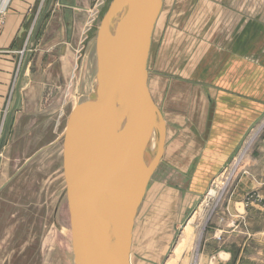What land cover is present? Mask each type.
I'll return each mask as SVG.
<instances>
[{
	"label": "crops",
	"instance_id": "0c3cea01",
	"mask_svg": "<svg viewBox=\"0 0 264 264\" xmlns=\"http://www.w3.org/2000/svg\"><path fill=\"white\" fill-rule=\"evenodd\" d=\"M45 1L0 0V14L4 18L0 28V143ZM95 1L54 0L39 27L23 73L19 107L13 114L0 154V205L1 201L10 199L6 192L17 191L19 184L29 181L32 175L38 182V170L42 176L47 171L45 159L52 160L47 176L61 182L66 189L64 133L68 115L76 105L70 106L62 100L60 90L80 88L76 80L79 49L85 42L87 56L96 46L97 19L93 23L89 21ZM195 3L199 5L194 8L196 13L207 20L203 21L207 25L203 30L210 31L211 15L218 16V30L222 27L226 30L225 22L221 23L222 27L220 22L225 21V16L234 15L233 29L240 32V37L228 44L224 40V44L249 50L234 49L224 54L223 59L214 54L211 63L209 46L222 44L220 41L211 44L208 33L206 39H201L202 68L198 78L203 86L171 88L175 104L170 103L173 110L169 121L180 126L185 122L186 131L185 137L181 133L177 135L176 146H170L168 157L180 174L192 169L191 181L186 187L174 188L159 182L153 188L163 196H177L176 202L161 206L166 208L161 211L165 215L162 221L173 225L182 222L264 111V58L259 62L255 50L250 49L264 46V37L258 38L257 33L264 31V0H196ZM84 39L87 40L83 42ZM23 50L25 53L21 55ZM148 86L154 99L150 79ZM181 98L185 99L184 103ZM179 143L185 145L177 151ZM173 158L185 161L174 162ZM246 173L230 194L223 211L225 214L228 210V216L219 218L217 232L208 231L205 237L208 264H214V260L215 264H255L253 256L257 254L258 242L264 239V203H246L245 194L251 190L264 194V140L256 148ZM191 221L190 217L186 219V229Z\"/></svg>",
	"mask_w": 264,
	"mask_h": 264
},
{
	"label": "rangeland",
	"instance_id": "374dc122",
	"mask_svg": "<svg viewBox=\"0 0 264 264\" xmlns=\"http://www.w3.org/2000/svg\"><path fill=\"white\" fill-rule=\"evenodd\" d=\"M111 1L105 0L100 8L97 26ZM195 2L196 0H165L152 36L148 61L149 79L155 103L167 123L165 144L167 151L164 150L137 212L131 251L132 264L210 263V257L207 258V254L204 253L205 237L208 231L217 232L219 218L228 216V210L225 214L223 211L230 194L241 176L247 174L251 158L264 140L263 111L248 130L237 152L211 178L206 190L184 215L182 222L173 225L162 221L165 215H162L161 211L166 208L161 206L176 202L178 198L156 193L153 191L155 184L161 182L169 187H186L192 177V169L187 174H180L175 167H172L170 163L172 159L168 157L170 146H176L174 141L177 135L181 133L185 137L186 131L185 122L177 126L175 122L173 124L169 121L170 112L173 110L170 103L175 104L171 88L203 86L198 78L202 68L201 39H206L208 33L211 44L216 41L222 44L209 46L211 63L214 54L223 59L224 54L227 55L234 49L249 50V48H235L224 44V40L228 44L234 38L240 37V32L233 29L234 15H227L225 21L220 22V27H222L221 23L225 22L226 30L223 27L217 29L219 26L217 15H211L209 18L210 31L203 30L202 27H207L203 24L207 20L196 13L194 8L199 5ZM257 33L258 38L264 37V31L259 30ZM86 40L84 39L83 42ZM250 49L255 50L259 62L264 58V46ZM79 51L81 55L78 52L76 80L80 88L60 90V98L69 102L67 104L70 106L82 103L90 99L93 93L98 92L96 46L87 56H85L87 53L85 46ZM192 67L197 68L193 71ZM65 89L68 88L65 86ZM180 100L182 103L185 102L184 98ZM199 137L203 136L199 135ZM184 145L185 143L177 144L176 150L179 151ZM173 159L174 162L185 161ZM44 164L48 171V164L51 168L52 160L45 159ZM47 171L44 170L42 176V171L38 170V182L32 175L29 181L19 184L17 191L5 193L10 199L1 201L0 205V264H74L67 188H63L61 182L59 184L52 176L48 177ZM212 189H215V195L210 194ZM245 202L264 203V194L259 190H251L245 194ZM188 217L192 221L186 229L185 222ZM161 251L163 253H159ZM253 257L255 264H264V239L259 240L257 254ZM212 262L215 264L216 260Z\"/></svg>",
	"mask_w": 264,
	"mask_h": 264
},
{
	"label": "water",
	"instance_id": "95a60500",
	"mask_svg": "<svg viewBox=\"0 0 264 264\" xmlns=\"http://www.w3.org/2000/svg\"><path fill=\"white\" fill-rule=\"evenodd\" d=\"M53 3L45 1L36 25L0 154L19 107L20 85L35 36ZM163 5L164 0H112L98 26V92L71 110L63 142L74 264H132L137 212L164 154L167 136L166 120L148 86L152 36ZM157 121L159 150L147 166L144 153Z\"/></svg>",
	"mask_w": 264,
	"mask_h": 264
},
{
	"label": "bare ground",
	"instance_id": "6f19581e",
	"mask_svg": "<svg viewBox=\"0 0 264 264\" xmlns=\"http://www.w3.org/2000/svg\"><path fill=\"white\" fill-rule=\"evenodd\" d=\"M113 30H115V29H113ZM158 125H159V121H157V124L154 126V128L151 132V138H150V140L147 144V147L145 149L144 161H145V164L147 166H149L153 163L155 157L157 156L158 150H159ZM215 193H216L215 189H212L210 192L211 195H215Z\"/></svg>",
	"mask_w": 264,
	"mask_h": 264
},
{
	"label": "built area",
	"instance_id": "2783aa9c",
	"mask_svg": "<svg viewBox=\"0 0 264 264\" xmlns=\"http://www.w3.org/2000/svg\"><path fill=\"white\" fill-rule=\"evenodd\" d=\"M105 3V0H96L95 1V4H94V10L92 12V16L90 18V23H93L95 22V20L97 19L98 17V14L100 12V8L102 7V5ZM4 23V18H3V15L0 14V28L1 26L3 25ZM90 27V26H89ZM84 47V45L79 49V50H82V48ZM80 52V55H81V51ZM25 51H21V55H24Z\"/></svg>",
	"mask_w": 264,
	"mask_h": 264
}]
</instances>
